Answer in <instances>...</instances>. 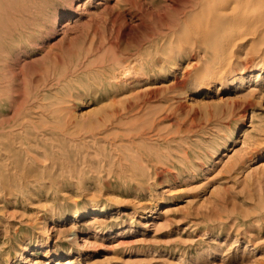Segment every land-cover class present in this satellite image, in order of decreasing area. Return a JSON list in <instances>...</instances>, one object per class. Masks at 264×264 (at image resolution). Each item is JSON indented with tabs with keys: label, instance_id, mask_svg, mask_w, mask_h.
<instances>
[{
	"label": "rangeland",
	"instance_id": "obj_1",
	"mask_svg": "<svg viewBox=\"0 0 264 264\" xmlns=\"http://www.w3.org/2000/svg\"><path fill=\"white\" fill-rule=\"evenodd\" d=\"M196 2L0 0V264H264L260 45L203 86Z\"/></svg>",
	"mask_w": 264,
	"mask_h": 264
},
{
	"label": "bare ground",
	"instance_id": "obj_2",
	"mask_svg": "<svg viewBox=\"0 0 264 264\" xmlns=\"http://www.w3.org/2000/svg\"><path fill=\"white\" fill-rule=\"evenodd\" d=\"M197 1L195 5L202 8L199 11L200 22L192 36L193 45L202 53L200 60L204 59L205 63L200 83L207 87L214 81L223 84L231 76L232 68L242 66L234 59V52L238 46L242 47L249 39H253L260 45L256 52L259 58L256 65L261 71L264 70V0ZM241 26H247L250 32L241 35L240 31L232 29ZM246 67L247 65L244 66ZM186 157L187 154L184 153V158ZM238 163L233 162L230 168L233 169ZM92 220L93 223L97 222L96 218Z\"/></svg>",
	"mask_w": 264,
	"mask_h": 264
}]
</instances>
